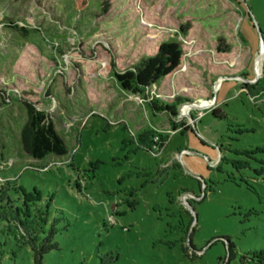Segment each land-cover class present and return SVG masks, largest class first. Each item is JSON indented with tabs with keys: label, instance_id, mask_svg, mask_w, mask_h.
<instances>
[{
	"label": "rangeland",
	"instance_id": "rangeland-1",
	"mask_svg": "<svg viewBox=\"0 0 264 264\" xmlns=\"http://www.w3.org/2000/svg\"><path fill=\"white\" fill-rule=\"evenodd\" d=\"M170 42L182 49L171 76L144 97L117 87L114 73ZM256 83L264 0H91L84 11L0 0V229L53 227L59 249L43 264H264V91L245 87ZM152 99L181 100L174 120L190 129L172 134ZM211 100L195 120L190 105ZM27 103L68 155L22 151ZM148 132L166 138L150 145L157 157L139 140ZM6 253L2 264H33L29 247L7 240Z\"/></svg>",
	"mask_w": 264,
	"mask_h": 264
},
{
	"label": "trees",
	"instance_id": "trees-1",
	"mask_svg": "<svg viewBox=\"0 0 264 264\" xmlns=\"http://www.w3.org/2000/svg\"><path fill=\"white\" fill-rule=\"evenodd\" d=\"M73 1L77 10L84 11L91 0ZM181 57L182 49L178 43H165L160 46L155 56L143 59L132 69L121 73H114L113 77L117 87L125 94L143 95L144 97L151 88L156 86L164 78L171 76L179 68ZM256 84V86L245 85L249 93L253 96H258L264 91V88H258V83ZM180 101L177 100L175 103L166 104L157 99H152L149 101V106L153 113L157 115L164 113L169 116L170 128L173 131H178L183 134L190 127L183 123L177 125L174 120L178 116L177 106ZM24 107L27 121L20 131L22 151L29 158L36 161H43L49 156L64 157L68 155L65 140L56 131L54 124L49 120L47 114L38 111L32 104L27 103ZM216 112L217 109L212 110V115L216 116ZM156 136L160 139L159 143L153 141ZM147 138L149 139L148 144L145 145L147 150H149L152 144L163 146V143H166V138L155 135V132H148L139 136L140 142ZM184 194H187V192H184ZM0 232L6 238V241L0 240V264L6 259H14L6 253L7 240L14 246L29 247L33 253V264H43L45 255L59 249L57 243L54 242L55 232L53 227L45 231L43 223H33L27 219L26 222L21 224L20 228H15L14 230L10 226H5L4 229H0ZM11 235L13 240L9 239ZM11 241H14V243ZM232 249L233 246L228 244L229 257L232 255ZM258 256V259L264 262V254L259 253Z\"/></svg>",
	"mask_w": 264,
	"mask_h": 264
},
{
	"label": "built area",
	"instance_id": "built-area-1",
	"mask_svg": "<svg viewBox=\"0 0 264 264\" xmlns=\"http://www.w3.org/2000/svg\"><path fill=\"white\" fill-rule=\"evenodd\" d=\"M221 81V79H219V81H218V83ZM207 104H208V106H205V107H203V108H200V109H197V113H196V115H195V120H197V119H199L200 117H201V115L203 114V110L205 109V108H210L211 106H213V104H212V102L211 101H209V102H207ZM192 108H195V107H193L192 106ZM189 112V111H188ZM188 114V113H187ZM187 117H189V116H187ZM174 133H176V131H173L172 132V134H174ZM154 142H156V143H159V138H158V136H156L155 138H154V140H153ZM152 145H157V144H152ZM148 152H150L152 155H153V151H154V149H149V150H147ZM154 157H157V155L155 156V155H153ZM48 170V168H45L43 171H47Z\"/></svg>",
	"mask_w": 264,
	"mask_h": 264
},
{
	"label": "crops",
	"instance_id": "crops-1",
	"mask_svg": "<svg viewBox=\"0 0 264 264\" xmlns=\"http://www.w3.org/2000/svg\"><path fill=\"white\" fill-rule=\"evenodd\" d=\"M263 50V48H261V50L260 51H262ZM219 80V79H218ZM216 84H215V86L217 85V82H215ZM211 102H213V105H214V101L213 100H211ZM206 104L207 103H205V101H203V102H200V103H198V104H195V105H193V107H196V108H203V107H205L206 106ZM208 105V104H207ZM194 109V108H193ZM183 151H185V150H183ZM187 151V150H186ZM189 154H192V152L191 151H189Z\"/></svg>",
	"mask_w": 264,
	"mask_h": 264
},
{
	"label": "water",
	"instance_id": "water-1",
	"mask_svg": "<svg viewBox=\"0 0 264 264\" xmlns=\"http://www.w3.org/2000/svg\"><path fill=\"white\" fill-rule=\"evenodd\" d=\"M186 208L187 209H191L190 206L187 204V202H186Z\"/></svg>",
	"mask_w": 264,
	"mask_h": 264
},
{
	"label": "bare ground",
	"instance_id": "bare-ground-1",
	"mask_svg": "<svg viewBox=\"0 0 264 264\" xmlns=\"http://www.w3.org/2000/svg\"><path fill=\"white\" fill-rule=\"evenodd\" d=\"M193 105H190V108L192 107Z\"/></svg>",
	"mask_w": 264,
	"mask_h": 264
}]
</instances>
